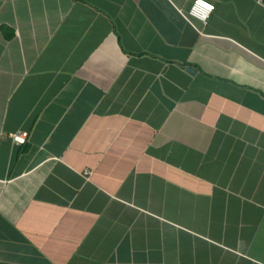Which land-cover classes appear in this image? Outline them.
<instances>
[{
    "label": "crops",
    "instance_id": "obj_1",
    "mask_svg": "<svg viewBox=\"0 0 264 264\" xmlns=\"http://www.w3.org/2000/svg\"><path fill=\"white\" fill-rule=\"evenodd\" d=\"M191 1L0 0V264H264V0Z\"/></svg>",
    "mask_w": 264,
    "mask_h": 264
},
{
    "label": "built area",
    "instance_id": "obj_2",
    "mask_svg": "<svg viewBox=\"0 0 264 264\" xmlns=\"http://www.w3.org/2000/svg\"><path fill=\"white\" fill-rule=\"evenodd\" d=\"M212 9L213 4L208 0H192L188 8V14L196 17L202 22H205ZM10 138L15 143L21 144L24 143L26 136L24 132H15L10 135Z\"/></svg>",
    "mask_w": 264,
    "mask_h": 264
},
{
    "label": "water",
    "instance_id": "obj_3",
    "mask_svg": "<svg viewBox=\"0 0 264 264\" xmlns=\"http://www.w3.org/2000/svg\"><path fill=\"white\" fill-rule=\"evenodd\" d=\"M188 70L190 71V70H192L190 67H188Z\"/></svg>",
    "mask_w": 264,
    "mask_h": 264
}]
</instances>
